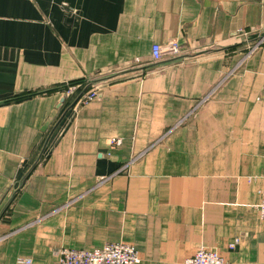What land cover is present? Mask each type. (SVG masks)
<instances>
[{"label":"crops","instance_id":"crops-1","mask_svg":"<svg viewBox=\"0 0 264 264\" xmlns=\"http://www.w3.org/2000/svg\"><path fill=\"white\" fill-rule=\"evenodd\" d=\"M261 37L264 0H0V264L119 241L264 264Z\"/></svg>","mask_w":264,"mask_h":264},{"label":"built area","instance_id":"built-area-1","mask_svg":"<svg viewBox=\"0 0 264 264\" xmlns=\"http://www.w3.org/2000/svg\"><path fill=\"white\" fill-rule=\"evenodd\" d=\"M264 41L261 37L252 47L249 48L248 56ZM181 46L176 40H169L163 44L154 42L151 44L150 55L154 62H159L164 58L176 57L181 54ZM99 86L93 84L83 93L78 102L86 104L98 96ZM74 89V86L67 84L66 92L69 93ZM110 146H119L121 144L120 138H113L110 141ZM125 167V166H124ZM123 167V168H124ZM259 216L264 220V188L261 190V199L258 204ZM237 243L229 245L230 248L235 247ZM56 264H138L140 262L136 248L128 242H109L99 248L94 249H76L70 247H62L56 251ZM17 264H33L31 258H20ZM183 264H229L225 258L217 251L206 247H199L195 253L185 258Z\"/></svg>","mask_w":264,"mask_h":264},{"label":"trees","instance_id":"trees-1","mask_svg":"<svg viewBox=\"0 0 264 264\" xmlns=\"http://www.w3.org/2000/svg\"><path fill=\"white\" fill-rule=\"evenodd\" d=\"M70 84V83H69ZM51 89H48L47 91L45 90V91H33V92H27V93H25V94H22V95H20V96H17V97H15L14 99H18V98H23V97H26V96H30V95H33V94H36V93H43V92H49Z\"/></svg>","mask_w":264,"mask_h":264},{"label":"rangeland","instance_id":"rangeland-1","mask_svg":"<svg viewBox=\"0 0 264 264\" xmlns=\"http://www.w3.org/2000/svg\"><path fill=\"white\" fill-rule=\"evenodd\" d=\"M254 44H255V43H253L251 46L248 47V49H247V53H248L249 48L252 47ZM259 47H260V45H259ZM259 47H258V48H259ZM258 48H257V49H258ZM257 49H256V50H257ZM254 51H255V50H254ZM254 51H253V52H254ZM253 52H252V53H253ZM247 53H246V55H247ZM252 53H250L249 55H251ZM249 55H248V56H249ZM114 138L116 139V137H114ZM111 139H113V138H110L109 142L111 141ZM109 145H110V144H109ZM257 207H258V206H257ZM203 247H204V246H203ZM205 247H206V246H205ZM206 248H207V247H206ZM23 257H24V256H23ZM24 258H28V257H24ZM19 259H20V258H18L17 260H15V264L18 263L17 261H18ZM183 261H184V260H183ZM32 262H33V260H32ZM182 264H183V262H182Z\"/></svg>","mask_w":264,"mask_h":264},{"label":"water","instance_id":"water-1","mask_svg":"<svg viewBox=\"0 0 264 264\" xmlns=\"http://www.w3.org/2000/svg\"><path fill=\"white\" fill-rule=\"evenodd\" d=\"M95 82V81H94Z\"/></svg>","mask_w":264,"mask_h":264}]
</instances>
